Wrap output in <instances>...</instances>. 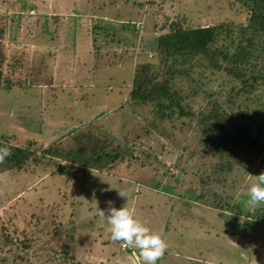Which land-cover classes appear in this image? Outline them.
Here are the masks:
<instances>
[{"label":"rangeland","instance_id":"374dc122","mask_svg":"<svg viewBox=\"0 0 264 264\" xmlns=\"http://www.w3.org/2000/svg\"><path fill=\"white\" fill-rule=\"evenodd\" d=\"M14 1L0 0V11ZM45 1L54 13L38 15L37 23L20 24L16 33L8 29L9 36L14 35V41L6 43L9 53L22 48L35 63L41 55L46 61L42 84L0 91V134H14L13 142L19 145L27 139L46 146L62 142L73 152L102 145L101 164L111 156L116 159L108 169L97 163L84 171L75 167L78 173L70 177L43 173L44 163L36 165L35 172H1L0 227L25 230L39 250L72 248L77 264H117L124 252L125 264H143L138 249L123 251L120 242L111 239L107 220L98 215L100 209L107 216L111 207L127 206L168 243L158 264H264V226H233L249 212L235 197L264 173V154L255 158L242 152L230 171L204 188L200 177L207 175L209 157L202 155L180 170L172 162L176 142L155 129L146 132L144 122L153 119L147 110L130 104L117 107L127 98L134 66L155 61L157 6L139 7L146 0H97L96 9L101 5L103 11L97 9L91 21L89 0ZM25 2L42 7L38 0ZM240 5L238 0H168L163 8L169 16L206 23L234 17ZM101 14L105 18L99 22ZM111 36L117 37L112 41ZM53 52L55 62L49 57ZM190 167L200 169L199 175ZM201 192L206 194L198 198ZM228 204H236L239 211L220 217V208ZM1 257L13 263L8 249H2Z\"/></svg>","mask_w":264,"mask_h":264},{"label":"trees","instance_id":"16d2710c","mask_svg":"<svg viewBox=\"0 0 264 264\" xmlns=\"http://www.w3.org/2000/svg\"><path fill=\"white\" fill-rule=\"evenodd\" d=\"M25 1L15 0L9 4L12 10L0 11V91L42 84L39 80L42 81L40 75L45 72L46 56L41 55L39 63H35L25 49L10 53L6 49L7 41H14L8 29L16 33L20 24L37 23L38 15L53 12L45 0H38L42 7ZM89 1L87 11L93 21L94 12L103 7L98 5L97 10V0ZM166 1L146 0L138 4L157 6L152 49L155 61H141L134 66L127 98L117 107L130 104L145 108L153 117L144 122L146 132L155 129L162 137L176 142L172 162L180 170L202 155L209 157L207 175L200 177L202 187L209 188L218 174L231 170L242 152L255 158L264 154V0H238L242 6L236 8L234 17L206 23L180 15L169 16L163 8ZM30 10L37 13L31 14ZM103 14L99 22L105 18ZM115 37L111 36V40ZM49 57L55 62L56 53ZM87 96L85 93L81 98ZM16 140L14 134H0V147L11 152L0 163V173L35 172L34 167L44 163L43 173L51 170L70 177L78 173L75 167L84 171L86 166L97 163L101 169H108L116 159L114 155L112 160L101 164L105 157L102 145L73 152L65 150L62 142L46 146L27 139L19 145L13 142ZM189 169L199 175L200 169ZM205 194L201 192L198 198ZM238 208L236 204H228L220 208L218 215L226 217L237 213ZM259 225L264 226V207L246 212L242 221L233 223L234 227L245 230ZM35 244L36 239L25 230L16 232L4 225L0 227V252L3 248L12 252L14 264L78 263L72 248L43 251ZM0 260V264H8L3 257Z\"/></svg>","mask_w":264,"mask_h":264},{"label":"clouds","instance_id":"9594fccd","mask_svg":"<svg viewBox=\"0 0 264 264\" xmlns=\"http://www.w3.org/2000/svg\"><path fill=\"white\" fill-rule=\"evenodd\" d=\"M10 155L11 152L7 147H0V163H3ZM119 195L126 197L121 190ZM242 195L247 198L242 200ZM235 199L243 205L244 210L249 212L264 205V173L258 175L256 182L252 183L245 193L237 194ZM98 215L107 220L111 239L124 246L138 249L143 264H158V261L164 257L169 247L166 240L141 223L127 206L119 209L111 207L107 216L105 211L100 209Z\"/></svg>","mask_w":264,"mask_h":264},{"label":"crops","instance_id":"0c3cea01","mask_svg":"<svg viewBox=\"0 0 264 264\" xmlns=\"http://www.w3.org/2000/svg\"><path fill=\"white\" fill-rule=\"evenodd\" d=\"M120 247H121V249H122L123 251H124V250H128V248H129V246H127V247H122V246H121V243H120ZM130 253L133 254L135 258H137V253L135 254L134 251H131ZM127 256H128V253L124 252V254H123L121 257L119 256V257L117 258V264H125V263H126V259L128 258ZM139 257H140V256H139ZM140 259H141V261H142V258H141V257H140Z\"/></svg>","mask_w":264,"mask_h":264},{"label":"built area","instance_id":"2783aa9c","mask_svg":"<svg viewBox=\"0 0 264 264\" xmlns=\"http://www.w3.org/2000/svg\"><path fill=\"white\" fill-rule=\"evenodd\" d=\"M121 246H122V247H127V246H124V245H122V244H121Z\"/></svg>","mask_w":264,"mask_h":264}]
</instances>
